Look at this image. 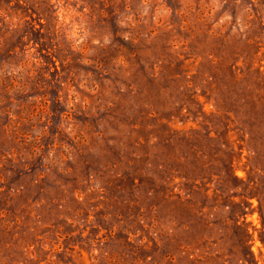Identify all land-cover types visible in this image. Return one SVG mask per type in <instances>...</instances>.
Returning <instances> with one entry per match:
<instances>
[{
	"label": "rangeland",
	"instance_id": "rangeland-1",
	"mask_svg": "<svg viewBox=\"0 0 264 264\" xmlns=\"http://www.w3.org/2000/svg\"><path fill=\"white\" fill-rule=\"evenodd\" d=\"M0 264H264V0H0Z\"/></svg>",
	"mask_w": 264,
	"mask_h": 264
}]
</instances>
